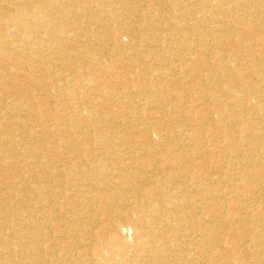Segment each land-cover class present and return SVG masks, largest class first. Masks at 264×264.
Returning <instances> with one entry per match:
<instances>
[{
	"label": "bare ground",
	"instance_id": "1",
	"mask_svg": "<svg viewBox=\"0 0 264 264\" xmlns=\"http://www.w3.org/2000/svg\"><path fill=\"white\" fill-rule=\"evenodd\" d=\"M97 1L0 0V264H264V0Z\"/></svg>",
	"mask_w": 264,
	"mask_h": 264
},
{
	"label": "rangeland",
	"instance_id": "2",
	"mask_svg": "<svg viewBox=\"0 0 264 264\" xmlns=\"http://www.w3.org/2000/svg\"><path fill=\"white\" fill-rule=\"evenodd\" d=\"M77 1H81V0H77ZM89 1H91L90 3H89ZM142 2H134L133 3V5L132 4H129V5H131V6H129L128 5V7H132V6H137L139 3H146L145 5H147V9L146 10H144L143 11V17H142V21H143V23H145V21H146V17L147 18H150L151 16H152V20H156V22H157V24H158V21H160L161 22V24H160V26H163L161 29L162 30H164V33H166V31L167 30H165L166 29V27H168V25H173V24H176V23H178L179 21L180 22H186V23H193L194 21H195V19H199V15L197 14V10L195 9V6H192V5H187V2H188V0H163V2H160L161 4H159V2H158V0H152V2H149V1H143V0H141ZM155 1H157L156 3H154ZM184 1V2H183ZM82 2H83V0H82ZM87 2L92 6V8L93 9H97V8H99V2L97 1V0H87ZM148 2V3H147ZM185 2H186V4H185ZM93 3V4H92ZM153 3V4H152ZM176 3V4H175ZM183 3V4H182ZM149 5V6H148ZM154 5V6H153ZM120 5H117L116 7H119ZM166 6V7H165ZM182 6H183V8H182ZM159 7H160V9H159ZM171 7H172V9H171ZM187 7V8H186ZM164 8V9H163ZM186 10V11H185ZM156 11H159V13L157 12L156 13ZM189 11V12H188ZM121 12H123V10L121 11ZM166 12V13H165ZM162 13V14H161ZM122 15H127L126 14V11L125 12H123V13H121ZM160 14V15H159ZM183 14H184V16H183ZM192 14V15H191ZM150 15V16H149ZM163 15V16H162ZM103 16V15H102ZM102 16H100V15H96V13H90L89 14V19H90V21L88 22L89 24L91 23V28H93V26L96 24V23H98V20L102 17ZM187 16V17H186ZM192 18H191V17ZM196 16V17H195ZM76 17H77V15H76ZM81 17V18H80ZM161 17V18H160ZM175 17V18H174ZM198 17V18H197ZM157 18V19H156ZM195 18V19H194ZM78 21L80 22V23H83L85 20H84V18H82V16H80L79 14H78ZM85 19H87V18H85ZM161 19V20H160ZM169 19V20H168ZM128 21H133V19H132V17H128L127 18V22ZM104 22V27H103V29H102V31L101 32H99V36L100 37H96V34H92L91 32H88L87 34H86V36L89 38V41H90V43L89 44H86L87 46H84V48H81V50H86L87 51V49L89 48V51H87V52H91L92 54V56L94 57V59L95 60H97V58H98V60H100L99 59V56L96 54V52L97 51H102V47H101V44H102V41L104 42V44H107V45H109V46H106V48H105V51H104V53H103V55H105L104 56V59H107V61L108 60H110L111 59V57L113 58V57H115V49L113 50L112 49V47H111V45L109 44L110 43V35H111V32H112V30L114 29V23H113V21L110 19V20H108V21H103ZM106 23V24H105ZM163 24V25H162ZM96 25H98V24H96ZM88 30V29H87ZM89 31V30H88ZM176 33V32H175ZM191 35L192 36H189L190 37V39L192 38H197V36H195L193 33H191ZM194 35V36H193ZM103 37V38H102ZM233 38H235L237 41H241V36L239 35V34H236V33H234L233 34ZM97 39H100V41L101 42H99L98 40L96 41ZM92 40V41H91ZM120 40L123 42V43H125L126 42V40H127V38L126 37H123V36H121V38H120ZM93 42V43H92ZM109 42V43H108ZM247 43V42H246ZM95 46V47H94ZM92 47V48H91ZM173 47V48H172ZM111 49V50H110ZM93 50V51H92ZM235 50V49H234ZM259 50H260V48H258V47H254V52L256 53V54H258L259 53ZM193 51V52H192ZM245 51V50H244ZM176 49H175V46L174 45H171V44H169V45H165V46H163L162 48H161V46H160V52L159 53H157V55L156 56H154L153 58H154V60L155 59H165L166 61L167 60H172V59H177L178 57H179V55L178 54H176ZM189 52L190 53H196V47L195 46H193V45H191L190 46V48H189ZM47 54V53H46ZM55 54V53H54ZM194 54H192V56L191 57H193V58H196L197 56L196 55H194ZM168 55V56H167ZM175 55V56H174ZM165 56V57H164ZM199 57V56H198ZM115 59V58H114ZM102 60V59H101ZM106 65H107V67H108V65H110L109 63H107L106 62ZM162 67L165 65V63H161L160 64ZM240 65H242V63H240ZM230 67H233L234 65H233V63H230V65H229ZM243 66V65H242ZM110 68H108V69H106V71H108V72H110V70H109ZM67 73V72H66ZM68 73H70V72H68ZM66 74V76H68L69 74ZM88 83H85V86H86V88H89V87H91V84H88ZM72 86H73V84H72ZM25 93H27V94H31L32 93V91H26ZM42 94V93H41ZM45 96V95H44ZM44 96L42 97V98H44ZM46 98H45V101L46 102H52V104L53 103H56V101L58 100V98L57 97H49V96H45ZM127 101H131V103H130V105H141V102L139 101V102H137V99L134 97V95H132V96H128L127 97ZM0 100H2V102H0V116H1V119H0V121L1 122H4V123H8L9 122V118H8V115L6 114V113H8L9 111H8V109L4 106L5 105V103H9L10 101H11V98H8L7 96L5 97V98H3L1 95H0ZM87 100V99H86ZM133 100V101H132ZM3 105H2V104ZM109 103V102H108ZM117 103V104H116ZM133 103V104H132ZM137 103V104H136ZM110 104V103H109ZM109 104H105V106L104 105H101V110L102 109H104L105 107H107ZM113 104V103H112ZM113 105H115V107H114V109L116 110V112H118V113H122V105L121 104H119V102H114V104ZM118 105V106H117ZM103 107V108H102ZM97 109H99V108H97ZM100 110V111H101ZM103 111V113L104 114H107V112H105V110H102ZM2 113V114H1ZM85 113V112H84ZM4 116V117H3ZM214 118H216V116L214 115L213 116ZM11 121V120H10ZM0 122V123H1ZM120 130H122L121 128H120ZM123 131V130H122ZM7 135V134H6ZM2 137H5V135H3ZM157 138V136H156V134H152V139H156ZM38 149V148H37ZM16 157H18V158H20V159H18V160H23V159H25L26 161H28V162H30L31 160H32V156L31 155H27V154H21V153H19L18 151H17V155H16ZM21 162V161H20ZM20 164V163H19ZM18 164V165H19ZM20 167H23V165L22 164H20ZM20 169V168H19ZM26 170V167H24L23 168V170ZM12 170V169H11ZM14 171L17 173V170L15 169V168H13V170H12V173H14ZM0 182H1V178H0ZM3 193V192H2ZM17 194V196L18 195H21V193H19V192H17L16 193ZM107 257V256H106ZM108 258V257H107ZM110 258V260H112V261H110V260H108L109 262H106V261H104L103 263L101 262V259H105V256H101L100 257V259L98 258V259H96V263L94 262L93 264H112L113 262L114 263H116V264H118V258L117 259H115V258H111V257H109ZM116 261V262H115ZM113 263V264H114Z\"/></svg>",
	"mask_w": 264,
	"mask_h": 264
}]
</instances>
